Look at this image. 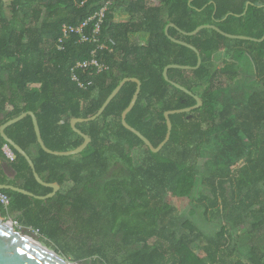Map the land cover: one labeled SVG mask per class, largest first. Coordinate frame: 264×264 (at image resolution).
Wrapping results in <instances>:
<instances>
[{"label": "trees", "instance_id": "1", "mask_svg": "<svg viewBox=\"0 0 264 264\" xmlns=\"http://www.w3.org/2000/svg\"><path fill=\"white\" fill-rule=\"evenodd\" d=\"M103 1L0 0V125L33 111L49 149H73L83 138L70 119L93 115L122 78L136 77L141 87L126 121L157 146L167 131L164 112L196 104L163 76L168 64L197 63L194 50L165 34L169 23L175 26L168 34L195 46L201 64L169 68L168 78L202 104L169 115L170 137L158 152L121 122L133 81L96 119L76 123L91 141L75 155L44 151L31 116H24L5 133L30 156L41 179L60 189L44 200L2 189L11 202L7 209L0 205L1 215L38 228L63 254L87 264H264V39L229 38L212 27L182 32L209 24L260 38L264 0H110L97 42L63 36L64 25L88 19L85 31H91V16ZM119 11L129 19L116 20ZM93 50L106 68L76 67ZM244 61L252 70L237 84ZM5 143L0 136L2 157ZM12 150L15 158L7 161L17 182L0 170V184L49 193ZM187 204L190 216L180 218ZM196 242L203 256L194 251Z\"/></svg>", "mask_w": 264, "mask_h": 264}, {"label": "water", "instance_id": "2", "mask_svg": "<svg viewBox=\"0 0 264 264\" xmlns=\"http://www.w3.org/2000/svg\"><path fill=\"white\" fill-rule=\"evenodd\" d=\"M171 26H175L173 23H169L165 26V34L174 42L185 45L192 50H194L197 54V63L195 66H189V65H183V64H168L164 67L163 69V76L165 80L173 84L175 87L179 88L180 90L186 92L187 94H190L194 97L196 100V104L185 107V108H180V109H173V110H167L164 112V117L166 120V125H167V131L165 138L157 145L153 146L152 143L149 141L147 137H145L140 131L129 125L126 121V114L131 110V108L134 106L139 91L141 87V81L136 78V77H124L122 78L119 83L115 86V88L110 92V94L106 97L102 105L98 108V110L91 116L89 117H73L70 119V125L71 128L78 133L82 138L83 141L80 143L77 147L66 150V151H56V150H51L49 149L45 144L44 141L41 137L39 125L37 122L36 115L33 111H25L17 115L16 117H13L3 124L0 125V136L3 138V140L11 146L14 150H16L19 154H21L28 162L32 174L36 181L44 186L50 187L52 190L43 195H38L34 194L26 189H23L18 186L10 185V184H0V189H9L12 191L20 192L26 195H29L31 197L37 198V199H47L49 197H52L55 195V193L60 189V184L58 182H46L41 179V177L38 175V173L35 170L34 163L30 156L17 144L15 143L10 137L7 136L5 133V128L9 126L10 124L18 121L19 119L23 118L24 116H31L33 126H34V131L36 134L37 141L41 148L51 154L54 155H60V156H70V155H75L80 153L81 151L84 150V148L88 145V143L91 141V138L89 135L86 133L82 132L79 128L76 127V123L79 122H87L90 120L96 119L100 114L103 112L107 104L111 101V99L117 94V92L120 90V88L124 85L125 82L127 81H133L136 83V89L135 92L128 104V106L122 111L121 113V122L125 128L136 134L146 146L152 151V152H158L163 145L168 141L171 133V128H172V123L169 118L170 114L173 113H181V112H188L194 108L199 107L202 104V100L199 96L193 94L190 90H188L186 87L182 86L181 84L171 81L168 78L167 71L169 68H184V69H189V68H198L199 65L201 64V57L199 51L196 49L195 46H193L190 43L184 42L182 40L176 39L171 37L168 34V28ZM204 27H212L221 34L225 35L226 37L229 38H236V39H245V40H252V41H257L261 42L264 39V33L262 37L260 38H255L247 35H237V34H230L222 31L215 25H209V24H201L197 26L194 30L185 32L182 31L184 34L187 35H193L196 32H198L200 29ZM0 264H72L69 261H67L65 258L59 256L56 254L54 251L49 250L45 246L41 245L39 242L31 239L30 236L18 231L15 229L10 223L5 221L3 219V216L0 213Z\"/></svg>", "mask_w": 264, "mask_h": 264}, {"label": "built area", "instance_id": "3", "mask_svg": "<svg viewBox=\"0 0 264 264\" xmlns=\"http://www.w3.org/2000/svg\"><path fill=\"white\" fill-rule=\"evenodd\" d=\"M82 4L83 2H81V5ZM110 4H111L110 0L103 1L101 7L97 11H95L94 14L91 16L92 19L93 18L95 19V24L91 31H85V28L88 25V21H89L88 19V20L81 22L80 24L76 26H65L64 25L63 26V36L67 37L69 33H77L79 35V41L97 42L98 41L97 34L100 30V26L103 21L105 11L108 9ZM61 41H62V38L60 37L58 39L59 48H61L62 46L60 45ZM92 53L93 55L90 58L77 62L76 67L84 68V69L94 68L97 71H101L104 68H106L105 64L96 57L95 50H93ZM72 79L76 80V76L72 75ZM2 148H3L4 153L10 160H13L15 158V154L12 148L7 143L3 144ZM10 202H11V199L9 195L6 192H4L2 189H0V205H2L5 209H7L8 206L10 205ZM3 219L7 221L8 223H10L15 229H17L18 231L22 233L26 231V232H31V233L42 236L38 228H34L28 225H23L17 219L9 215L4 216Z\"/></svg>", "mask_w": 264, "mask_h": 264}, {"label": "rangeland", "instance_id": "4", "mask_svg": "<svg viewBox=\"0 0 264 264\" xmlns=\"http://www.w3.org/2000/svg\"><path fill=\"white\" fill-rule=\"evenodd\" d=\"M5 3L8 4V2L10 0H4ZM154 2H156V0H152ZM115 19L116 20H120V21H126L129 19V17L127 16V14L123 11H119L116 16H115ZM141 39V38H140ZM138 40L135 39L136 41L138 42H141V40ZM215 60L218 62V63H221V60H222V53L219 52V53H216L215 54ZM251 67H250V64L247 62V61H244L243 64L241 65L240 67V72L242 73L241 77H239V79L236 81L237 84H241L244 80V75L245 73H248L249 74V71H251ZM248 76H246V79L245 81H248L250 82L251 80L254 79V77L252 76L250 78V80H248ZM141 152V150L139 151H134V154L135 155H138L139 153ZM117 165L114 166L111 171L109 172V174L112 176L114 175V173L117 171ZM70 186V183H67L66 187ZM190 206L187 204V205H184L182 207L179 208V211H178V215L180 218H187L190 216V212H189V208ZM11 216V215H10ZM24 234L30 236L33 240L39 242L41 245L45 246L46 248H48L49 250H52L54 251L56 254H58L59 256L65 258L67 261H69L70 263L72 264H87V263H84L82 262L83 260H75L73 258V256L71 254L69 255H65L61 252V248L59 247V243L54 241V240H50L45 238L44 236H40V235H37V234H34V233H31V232H23ZM192 247L194 249V251L199 255V256H203L204 255V252L203 250L201 249V247L198 245V243H193L192 244ZM93 258V257H92ZM85 260V259H84ZM92 259L91 258H87V261L90 262Z\"/></svg>", "mask_w": 264, "mask_h": 264}, {"label": "crops", "instance_id": "5", "mask_svg": "<svg viewBox=\"0 0 264 264\" xmlns=\"http://www.w3.org/2000/svg\"><path fill=\"white\" fill-rule=\"evenodd\" d=\"M2 150H3V148H2ZM3 156L4 157L0 156V170L2 171V175L7 180H9V181H11L13 183H16L17 182L16 173L13 172L10 169V167L8 166V161L7 160H10V159L6 156V154L4 153V151H3ZM10 185H13V184H10ZM7 215L10 216L11 214L8 213ZM11 217H13V216L11 215Z\"/></svg>", "mask_w": 264, "mask_h": 264}, {"label": "bare ground", "instance_id": "6", "mask_svg": "<svg viewBox=\"0 0 264 264\" xmlns=\"http://www.w3.org/2000/svg\"><path fill=\"white\" fill-rule=\"evenodd\" d=\"M32 239V238H31Z\"/></svg>", "mask_w": 264, "mask_h": 264}]
</instances>
